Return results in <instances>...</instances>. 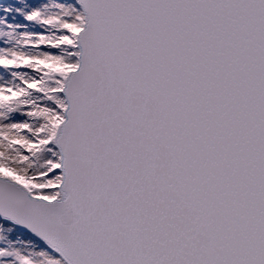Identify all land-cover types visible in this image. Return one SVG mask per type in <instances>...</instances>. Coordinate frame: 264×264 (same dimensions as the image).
<instances>
[{"label":"snow or ice","instance_id":"snow-or-ice-1","mask_svg":"<svg viewBox=\"0 0 264 264\" xmlns=\"http://www.w3.org/2000/svg\"><path fill=\"white\" fill-rule=\"evenodd\" d=\"M0 264H264V0H0Z\"/></svg>","mask_w":264,"mask_h":264}]
</instances>
